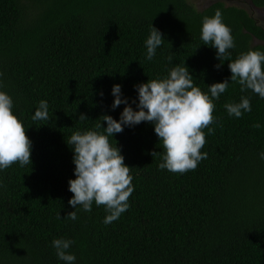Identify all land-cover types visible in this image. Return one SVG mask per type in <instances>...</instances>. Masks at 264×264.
I'll use <instances>...</instances> for the list:
<instances>
[{
  "label": "trees",
  "instance_id": "trees-1",
  "mask_svg": "<svg viewBox=\"0 0 264 264\" xmlns=\"http://www.w3.org/2000/svg\"><path fill=\"white\" fill-rule=\"evenodd\" d=\"M249 1L264 9V0ZM217 9L235 39L231 59L264 51V26L222 0L200 10L192 0H0V80L32 141L29 166L0 172V264H63L51 246L59 237L74 240L76 264H264V99L235 82L214 101V131L203 130L207 159L195 170L158 167L164 149L150 122L124 127L110 142L133 176L130 208L109 225L103 205L75 209L76 221L64 217L74 210L66 141L95 129L104 114L119 119L124 105L111 108L113 84L135 110L134 85L176 65L185 64L203 92L230 77V61L200 39L203 18ZM152 26L165 40L149 62ZM242 95L251 111L230 117L224 105ZM41 100L50 118L33 121Z\"/></svg>",
  "mask_w": 264,
  "mask_h": 264
},
{
  "label": "clouds",
  "instance_id": "clouds-1",
  "mask_svg": "<svg viewBox=\"0 0 264 264\" xmlns=\"http://www.w3.org/2000/svg\"><path fill=\"white\" fill-rule=\"evenodd\" d=\"M200 39L203 45L215 49L218 60L230 61V77L212 83L208 92H203L194 84L188 67L185 64L176 65L165 77L134 85L137 97L132 103L136 105L135 110L128 98L123 96L122 86L113 84L111 108L115 110L124 105L119 119L104 114L95 129L74 131L66 141L73 152L74 178L68 181V189L73 195L68 204L74 210L64 217L76 221L75 209L91 212L93 204L97 207L103 205L107 213L103 223L109 225L130 208L129 197L134 192L133 176L130 167L124 163L121 150L116 143L110 142V138L123 132L124 127L150 122L164 149L158 167L183 174L195 170L202 160L207 159V152L201 151L207 142L203 130L208 129L209 135L214 131L209 127L215 123L214 101L227 91L230 82L238 83L242 93L251 91L264 99V51L249 49L231 59L229 50L234 49L236 43L231 28L223 21L221 10L217 9L212 16L203 18ZM164 40L163 33L152 26L144 41L146 61H153ZM168 60L171 62L172 57L169 56ZM2 76L3 73H0ZM100 95L103 96V92ZM13 107V98L4 90L0 80V172L14 163L20 167L31 164L32 141L25 134L23 122L13 113ZM224 107L230 117L240 118L251 111V101L248 96L242 95L239 102H229ZM49 118V104L41 100L32 120L46 121ZM79 119L88 118L81 114ZM101 120L106 127L102 126ZM255 127L261 125L257 123ZM259 158L264 160V152L259 153ZM74 243V240L65 237L51 241L57 259L63 264H76L77 257L70 251Z\"/></svg>",
  "mask_w": 264,
  "mask_h": 264
},
{
  "label": "rangeland",
  "instance_id": "rangeland-1",
  "mask_svg": "<svg viewBox=\"0 0 264 264\" xmlns=\"http://www.w3.org/2000/svg\"><path fill=\"white\" fill-rule=\"evenodd\" d=\"M216 1V0H192V4L197 8V9H202L209 5V3ZM224 1L227 5H239L241 7H245L247 11L254 16L259 23L264 26V9H259L255 8L252 6L249 0H222ZM258 41L256 40L254 43H257Z\"/></svg>",
  "mask_w": 264,
  "mask_h": 264
}]
</instances>
